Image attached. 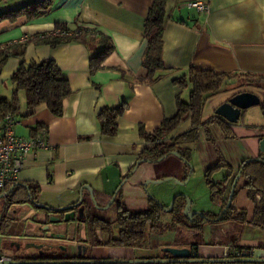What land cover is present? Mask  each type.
<instances>
[{"label": "crops", "instance_id": "crops-1", "mask_svg": "<svg viewBox=\"0 0 264 264\" xmlns=\"http://www.w3.org/2000/svg\"><path fill=\"white\" fill-rule=\"evenodd\" d=\"M40 1L2 0L0 12L17 10ZM153 2L55 0L44 17L29 21L22 16L15 22L0 23V48L22 45L23 59L27 64L54 60L72 89V94L64 101L61 117L54 116L45 105L29 115L25 93L19 92L21 110L16 116V135L32 138L39 133V127L44 128L47 130L49 148L28 156L17 183L28 185L34 192L38 190L37 203L50 209L36 207L26 200L25 191H19L12 204H8L7 198L0 200V251L12 255L17 261H29V258L21 260L14 256V250L10 248L13 241L22 245L31 242L63 245L68 248L67 255L71 259H77L80 245L87 247L86 259L91 260L161 259L158 258L157 248L90 246L86 243L89 238L87 226L78 220L80 209L68 212H55L53 209L77 204L84 185L90 186L100 201L115 195L123 182L119 201L138 195L143 185L142 172L152 167L149 164L156 163L140 162L138 165L144 150L153 145L140 135L139 127L152 134L166 119L177 114L179 98L188 101L190 89L180 88L174 84V80L187 75L190 68L228 74L264 75V0H169L163 47V61L169 70L153 85L139 83L136 78L144 73L142 59L148 45L144 38V27ZM191 3L206 4L209 10L198 11L189 7ZM57 23L73 27L75 23L88 26L111 40L114 48L99 70L92 73L90 61L102 49L100 45L76 41H66L57 47L37 44L39 39L59 33L55 28ZM20 62V58L11 56L0 71V98L10 99L13 96L15 86L11 78ZM227 91L234 92L224 90L207 100L203 122L215 117L216 109L228 101L229 97L222 95ZM124 101L128 108L117 121L118 134L114 137L103 135L98 121L100 111L103 108H117ZM190 129L191 121L188 120L177 134ZM231 129L235 137L228 139L216 124L210 126L225 162L235 172L226 185V196L244 161L260 157L264 159L260 146L264 139V120L259 111H247ZM190 147V163L196 162L194 150L197 149L202 152L201 164L205 172L216 164L217 155L202 128L199 141ZM135 165L132 174L125 179ZM227 174L228 170L217 173L215 182H222ZM156 179L162 180L161 177ZM242 185V181L237 185L234 214L221 223L224 227L229 225L230 229L224 232L221 239L199 242L198 257L227 259L224 258L225 247H234L235 252L250 253L251 259L260 261L114 264H264V226L254 224L255 202ZM1 193L3 191L0 189ZM83 197L90 199L89 192L84 190ZM256 199L259 201L261 196L257 195ZM212 206L213 210L206 214L217 215L222 210L219 204ZM105 211L98 214L111 220L117 217L115 207ZM72 212H76L75 218L70 216L67 221V213L71 215ZM166 215L172 220L173 216L167 211ZM98 234L100 238L103 237L102 243L107 245L109 235ZM153 236L156 237L157 233L147 232L145 244L147 238L151 241ZM104 237L108 240L104 241ZM178 238L175 237L173 244L160 248L191 246L178 243Z\"/></svg>", "mask_w": 264, "mask_h": 264}, {"label": "trees", "instance_id": "trees-1", "mask_svg": "<svg viewBox=\"0 0 264 264\" xmlns=\"http://www.w3.org/2000/svg\"><path fill=\"white\" fill-rule=\"evenodd\" d=\"M1 1L2 0H0V2ZM168 1L169 0H154L149 9L144 27V38L148 45L142 59L144 73L136 78L139 83L153 85L160 81L169 70L165 67L163 61L164 32L167 20ZM54 2L55 0H42L17 10L0 12V23L3 21L15 22L22 16L27 17L29 21L39 19L47 15V11L53 6ZM74 25L75 28L73 25H68L66 23H57L55 28L59 30V33L39 39L37 44L57 47L66 41H76L85 44L91 42L100 45L102 49L90 61L91 72L95 73L101 68L103 61L112 52L114 48L113 44L108 37L99 35L94 28L76 23ZM76 30H83L86 32L79 36L68 35L69 32ZM11 56L20 58L21 62L19 68L11 78V83L15 86L13 96L10 99L0 98V120L8 113H12L15 116L20 113L21 103L19 92L25 93L29 115L34 114L40 106L45 105L54 116L61 117L64 110V101L72 94V89L58 64L54 60L27 64L23 59L24 48L22 45L4 46L0 48V71ZM174 84L184 90L190 89L189 100L183 101L179 98L177 102V114L171 119H166L152 134H148L144 130V127H139L140 135L148 143L153 144L152 147L144 150L141 155V161L139 162H144V160H149L150 162H156L160 159L165 160L173 156L174 152H177L182 161H188L190 163L192 153L190 146L199 141L200 130L202 128L206 134L207 140L212 144L215 154L217 155L216 164L205 172L204 179L210 189L211 201L217 205L219 204L221 209H225L228 201V198H226V185L235 172L234 169L225 162L212 136L210 126L216 124L223 135L231 139L235 137L231 129V126L234 125L227 123L218 116L211 118L208 122H203L205 104L211 97L228 89L235 90L240 87H248L264 91V75L246 73L228 74L192 67L187 75L174 80ZM259 107L264 120V96ZM127 108L128 104L124 101L122 105L117 108H103L100 111L98 121L103 135L114 137L118 134L119 127L117 121L125 114ZM188 120L191 121V129L187 132L177 134L179 128ZM38 129L41 130L42 128L39 127ZM164 136H169L170 141L158 143ZM136 166L137 165L131 169L125 179L132 174ZM222 170H228L227 176L222 182H215L214 176ZM238 173L241 174L240 181L243 183L242 188L248 190L249 198L255 202V217L253 222L257 226H264V159L260 157L244 161L234 176V179ZM12 187L13 190L7 197L8 204H12V202L17 199V193L19 191H25L26 200H30L33 204L37 202L36 192L38 190L34 192L28 185L15 182L7 187V191ZM119 194L121 193L119 192ZM119 194L116 196V200L110 208L112 209L115 207L118 210L117 217L112 220L101 217L98 213L100 211H105L103 208L110 202L114 195L100 201L98 198L99 196L94 191L96 205L91 197L86 200L83 197V202L78 209L83 207L84 211L78 217V220H82L87 226L89 238H87L86 243L90 246L142 247L145 245L147 232L159 233L162 228L161 221L168 206L162 204L156 198L150 197L148 210L133 213L123 207L122 202L118 200ZM236 195L237 187L231 207L219 222L224 223L228 221L234 214L233 202ZM257 195L261 196L259 201L256 199ZM176 212L177 210L173 209L171 214ZM177 213L180 215L179 210ZM205 215L212 216L210 214ZM179 217L174 216L172 218V223L185 227L182 225V221ZM215 217L218 216L216 215ZM115 225L118 227V234L116 237L114 236ZM190 229L194 232L195 237L193 241L195 242L192 243L190 237L183 236L178 238L177 242H183V244L186 245L193 244L192 246L197 247L199 242H202L199 241L201 240V228L199 226H194ZM99 232L109 235V243L107 245L102 243L98 234ZM48 251L50 250L47 249V252ZM49 257L50 254L46 253L43 257L38 256L34 259L29 258L27 260H58V258Z\"/></svg>", "mask_w": 264, "mask_h": 264}, {"label": "rangeland", "instance_id": "rangeland-1", "mask_svg": "<svg viewBox=\"0 0 264 264\" xmlns=\"http://www.w3.org/2000/svg\"><path fill=\"white\" fill-rule=\"evenodd\" d=\"M250 91L256 94H259L261 97L264 96V91L257 88H248L240 87L233 91H227L222 94L225 97L232 98L238 92ZM228 99V100H229ZM259 111L260 116L262 117L260 107H254L248 111ZM263 118V117H262ZM201 153L197 149L194 150V157H196L195 163L187 164L185 161H182L176 156H170L165 160L156 162L155 164H149L152 167H148L147 171L142 172V186L140 187L139 193L137 196L127 197L126 199L121 200L122 205L125 209H129L132 212H144L149 209V198L154 197L162 204L170 207L173 199L178 196L177 201L175 202V210H179L180 215L176 212L171 214V217H179L181 219V212L183 213L186 201H190L191 206L190 210L193 212H205L208 213L210 210H213L215 203L211 201L210 189L204 179V167L201 164ZM153 169V170H152ZM152 174H150V173ZM177 176V177H176ZM154 177V179H149ZM173 179L166 180L164 182L157 183L156 178ZM179 177V178H178ZM147 184V185H146ZM146 185V186H145ZM229 197V194L226 198ZM203 210V211H202ZM106 212V211H104ZM102 212V213H104ZM162 228L160 229L157 236H153L151 241L143 245V248H157L158 253L161 246L173 244L176 236L180 237H190L194 240V232L188 230L186 227L178 226V224L172 223L170 216L166 215L161 221ZM219 222L218 224H206L201 228V237L199 241L210 242L211 240L221 239L224 232L230 229V226H223ZM116 234H118V227H116ZM115 236V235H114ZM104 241H107L104 237ZM100 239H103L101 237ZM84 246V245H81ZM174 247V246H166ZM165 248V247H164ZM13 254L18 259H25L31 257H38L39 251L35 249H25L22 248L20 251L14 250ZM62 253L57 252L55 254L56 258H60Z\"/></svg>", "mask_w": 264, "mask_h": 264}, {"label": "water", "instance_id": "water-1", "mask_svg": "<svg viewBox=\"0 0 264 264\" xmlns=\"http://www.w3.org/2000/svg\"><path fill=\"white\" fill-rule=\"evenodd\" d=\"M262 102V97L259 94L250 92V91H244L241 93H238L234 95L232 98H230L227 102L223 103L220 105L216 111L215 115L222 118L225 120L227 123L231 125H236L240 118L251 108L254 107H259ZM261 150L264 151V139L261 141ZM174 156L180 158V155L177 152L173 153ZM162 161L157 160L156 162ZM144 162L151 163L149 160H144ZM187 164H189L188 161H185ZM140 162H138V165ZM241 179V174L238 173L236 178L233 181L228 201L226 204L225 209L221 213V215L218 218V221L221 220L223 215L227 212V210L231 207L235 189ZM166 180H173V179H165V180H157L156 182H164ZM224 180V179H223ZM125 182L121 183L119 188L117 189L115 195L112 197L110 202L103 208L104 210H109L112 205L114 204L116 200V196L119 194V192L122 190ZM147 185V184H146ZM145 185V186H146ZM13 190V187L5 192L0 194V200L7 198ZM87 191L90 194L91 199L94 201V204L96 205V200H95V195H94V190L88 186L84 185L81 189L80 193V200L77 204L64 207V208H59V209H53L55 212H68L73 209H77L81 206L83 202V192ZM178 197V196H177ZM177 197H175L170 205L166 209L168 213H171L172 210L175 208V202ZM36 207L42 208L49 210L50 208L47 207L46 205L35 203ZM185 211L184 215L190 217L191 219L193 216L197 215L201 218H206V215H204L203 212H193L190 210L191 203L190 201H186L185 205ZM83 213V207L80 208L79 214L81 215ZM76 212H72L71 215L67 213L66 215V220L69 221L70 216L75 218ZM10 248L13 250L20 251L22 248H25L27 250L29 249H35L39 251V257H43L46 253L50 254L49 258H56L55 254L57 252L62 253V256L58 258V260H52V261H43V260H31V261H19L17 262L18 264H114V263H184V262H207V263H221V262H256L260 261L258 259H251L250 253L243 254V258L241 259H201L198 257V251L197 250H192L191 248L185 247V248H177V247H165L162 249V252L165 254H168V258H161V259H147V260H91V259H86V252H87V247L86 246H79L78 247V255L77 258H82V259H71L67 255L68 248L63 245L59 246H54L46 243H26L22 245L19 242H11L10 243ZM49 249L50 251H46ZM36 258V257H35ZM34 259V258H33Z\"/></svg>", "mask_w": 264, "mask_h": 264}, {"label": "built area", "instance_id": "built-area-1", "mask_svg": "<svg viewBox=\"0 0 264 264\" xmlns=\"http://www.w3.org/2000/svg\"><path fill=\"white\" fill-rule=\"evenodd\" d=\"M189 7L198 9L201 12H208L209 10L208 6L203 3H191ZM85 32L76 30L69 32L68 35L79 36L85 34ZM16 125V116L12 113H8L0 120V189L3 193L6 192L9 185L17 182L19 173L23 170L30 154L49 148L46 129H41L35 137L21 138L16 135ZM169 141L170 137L164 136L158 143ZM235 251L234 247H225L224 258H243L241 252ZM232 252L234 255H232ZM17 262L19 261L12 255L0 251V264H18Z\"/></svg>", "mask_w": 264, "mask_h": 264}, {"label": "flooded vegetation", "instance_id": "flooded-vegetation-1", "mask_svg": "<svg viewBox=\"0 0 264 264\" xmlns=\"http://www.w3.org/2000/svg\"><path fill=\"white\" fill-rule=\"evenodd\" d=\"M186 207V206H185ZM185 207H184V210H185ZM175 209V208H174ZM224 209H222L220 211L219 214H217L218 217H215L216 215H212V216H207L206 215V218H201L197 215L193 216V218L191 219L190 217L188 216H185L184 215V211L183 213L181 212V218H182V225L185 226L186 228H188V230H191L190 228L194 227V226H199L200 228H202V226H205L207 223H210V224H218L219 221H218V218L219 216L221 215V213L223 212ZM192 211V210H191ZM204 213V212H203ZM171 214V213H170ZM206 213H204L205 215ZM226 214V213H225ZM195 242V241H194ZM193 245V244H192ZM190 246L189 248H191L192 250H197V247H194V246ZM164 247L160 248L159 249V253H158V258H168L169 255L168 254H165L162 252V249Z\"/></svg>", "mask_w": 264, "mask_h": 264}]
</instances>
